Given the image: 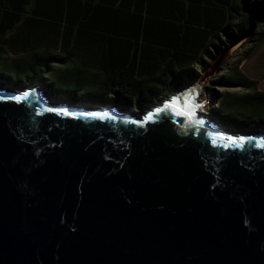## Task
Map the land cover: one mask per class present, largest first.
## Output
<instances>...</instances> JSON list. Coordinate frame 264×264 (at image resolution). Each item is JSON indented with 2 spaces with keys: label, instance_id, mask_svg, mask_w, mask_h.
Instances as JSON below:
<instances>
[{
  "label": "water",
  "instance_id": "1",
  "mask_svg": "<svg viewBox=\"0 0 264 264\" xmlns=\"http://www.w3.org/2000/svg\"><path fill=\"white\" fill-rule=\"evenodd\" d=\"M239 8L245 28L207 68L138 112L0 84V264H264V133L201 111L217 59L261 16ZM185 98L200 106L191 119L176 115Z\"/></svg>",
  "mask_w": 264,
  "mask_h": 264
},
{
  "label": "crops",
  "instance_id": "2",
  "mask_svg": "<svg viewBox=\"0 0 264 264\" xmlns=\"http://www.w3.org/2000/svg\"><path fill=\"white\" fill-rule=\"evenodd\" d=\"M236 4L237 0H0V81L45 90L47 84L107 87L131 75L147 79L162 93L190 74L189 66L198 73L204 69L215 50V35L223 34L224 24L233 28L239 18ZM185 83L188 80L178 87Z\"/></svg>",
  "mask_w": 264,
  "mask_h": 264
},
{
  "label": "trees",
  "instance_id": "3",
  "mask_svg": "<svg viewBox=\"0 0 264 264\" xmlns=\"http://www.w3.org/2000/svg\"><path fill=\"white\" fill-rule=\"evenodd\" d=\"M242 0H237V4L234 7L235 15H238V20L233 23V28L229 23L224 24L221 27L230 39H233L237 34H239L246 26L247 23V14L240 10L239 6ZM250 2L261 11V16L257 19L258 21L264 17V0H250ZM256 20V21H257ZM220 40V37L215 35ZM227 40V39H226ZM214 49L220 48V45L211 41ZM206 49V48H205ZM201 63V59H198ZM203 65V64H202ZM190 74L185 75L181 81H178L175 86L166 87V91L160 93L159 89L153 85L147 84L146 80L143 78H136L129 75V78L123 79L124 82L114 83L110 82L107 87L101 86L106 85V83H98L100 87L92 86H71L67 88L58 87V85H45V89L48 93H64L67 92L70 96H74L77 100L80 98H87L85 100L87 104H102V103H118L121 106L136 109L141 106L153 102L154 99L161 98L162 96L167 95V93L178 87L180 82L184 80H195L199 73L194 70V67L189 66ZM161 83H164L160 80ZM239 81L244 84L247 88H253L254 82L247 80L244 77H239ZM97 84V83H96ZM207 88L210 89L211 95L214 97L215 92L211 85L204 84ZM57 87V88H56ZM74 92V94L72 93ZM221 99L220 106L215 111L206 107V110L211 116L215 118L223 119L227 122L228 126L233 128L248 127L252 124H260L264 128V91L254 90L249 93H242L239 95H222L219 97ZM84 102V101H83Z\"/></svg>",
  "mask_w": 264,
  "mask_h": 264
},
{
  "label": "rangeland",
  "instance_id": "4",
  "mask_svg": "<svg viewBox=\"0 0 264 264\" xmlns=\"http://www.w3.org/2000/svg\"><path fill=\"white\" fill-rule=\"evenodd\" d=\"M222 33V32H221ZM222 38L219 42L215 41L220 45V48L211 51L212 56L209 57L208 62L205 64L204 69L207 68L208 63L217 56L218 52L224 50L230 39L228 34L223 32V34L219 35ZM225 37V39H223ZM227 39V40H226ZM203 69V70H204ZM202 70V71H203ZM200 71V73L202 72ZM16 77V75H15ZM239 77H244L249 81L254 82L253 88H247L244 84L239 81ZM208 80L205 81V84L211 85L213 87L215 96L211 95L210 89L207 88V96L206 102L202 107L201 111L209 114L206 110V107H210L213 111H215L220 106L221 99L220 96L225 95H239L242 93H249L254 90H262L264 91V17H262L259 21L257 20L253 29V32L250 36L243 37L236 41L235 46L232 49H227L222 56H220L211 71L208 75ZM7 79V78H6ZM9 79H7L8 81ZM1 85H5L7 87H13L10 85H6L7 83L0 81ZM18 86V85H17ZM57 88V87H56ZM9 89V88H8ZM45 92L48 91L45 89ZM74 94V92H72ZM49 98L57 100V102H73L76 105L89 106L91 104H87L85 100H89L87 98H80L77 100L74 96H70L67 92L53 94L50 92ZM158 99L156 101H159ZM84 101V102H83ZM94 105V104H92ZM91 105V106H92ZM116 106V105H111ZM119 108L130 109L129 107L118 105ZM134 112H138L140 108L133 109ZM210 115V114H209ZM210 117L218 123V127L227 129V130H256L259 129L264 133V128L260 124H252L248 127L241 128H233L228 126L227 122L223 119H217L214 116Z\"/></svg>",
  "mask_w": 264,
  "mask_h": 264
},
{
  "label": "snow or ice",
  "instance_id": "5",
  "mask_svg": "<svg viewBox=\"0 0 264 264\" xmlns=\"http://www.w3.org/2000/svg\"><path fill=\"white\" fill-rule=\"evenodd\" d=\"M29 95L30 94L26 92V93H24L23 96H17V97H14V99L17 102H21L22 100L26 99ZM178 103H179L178 99H174L170 104L165 105L164 109H158L157 112L164 111L168 108L176 107L178 105ZM184 105L186 108L191 106L192 110L190 112L183 111V110L177 111L176 115H185V116H188L190 119L195 116V109L200 107L199 105H191V101L189 98H185ZM47 111L56 112L57 114L71 115V113H68L65 109L48 108ZM89 115L107 116L108 114L107 113H103V114L91 113ZM112 118L115 119V117H112ZM146 119L148 121H151L153 119V117L151 115H149ZM196 124L203 126L204 121L203 120H197ZM209 135L211 137V143L213 146H219V147H223L225 149H227L229 147L243 148L245 143H246V141L243 137H241L237 140L231 136L225 137V136H222L219 134H212V133H210ZM256 146L264 148V142H257Z\"/></svg>",
  "mask_w": 264,
  "mask_h": 264
},
{
  "label": "bare ground",
  "instance_id": "6",
  "mask_svg": "<svg viewBox=\"0 0 264 264\" xmlns=\"http://www.w3.org/2000/svg\"><path fill=\"white\" fill-rule=\"evenodd\" d=\"M6 90H10V89L6 88ZM66 104H67V103H66Z\"/></svg>",
  "mask_w": 264,
  "mask_h": 264
}]
</instances>
